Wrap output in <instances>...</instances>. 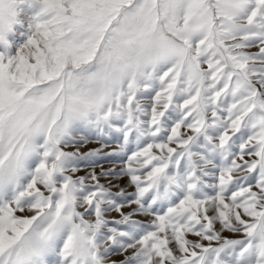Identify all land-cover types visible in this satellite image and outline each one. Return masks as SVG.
Segmentation results:
<instances>
[{
	"label": "snow or ice",
	"instance_id": "obj_1",
	"mask_svg": "<svg viewBox=\"0 0 264 264\" xmlns=\"http://www.w3.org/2000/svg\"><path fill=\"white\" fill-rule=\"evenodd\" d=\"M0 264H264V0H0Z\"/></svg>",
	"mask_w": 264,
	"mask_h": 264
},
{
	"label": "rangeland",
	"instance_id": "obj_2",
	"mask_svg": "<svg viewBox=\"0 0 264 264\" xmlns=\"http://www.w3.org/2000/svg\"><path fill=\"white\" fill-rule=\"evenodd\" d=\"M99 147L101 146L96 143H90L84 149H81V151H86L88 149L99 148ZM69 150H74V149H69ZM113 150H115V144H113L110 147L103 148L102 151L100 152V158L97 159L94 167L86 168L84 167V163H82L81 166L84 170L79 172L77 175H84L85 171H93V170H95L97 173L101 171H108L111 169H114L115 171H119L120 168L122 167V164L119 161V159L117 157H109L106 155L107 153L112 152ZM125 182L126 181H123V180H113L112 181L113 184H118L120 186H123ZM100 183L103 184L106 188L110 187L109 182L106 179H101ZM112 190L115 191V189H112ZM114 258H119V257H114Z\"/></svg>",
	"mask_w": 264,
	"mask_h": 264
}]
</instances>
